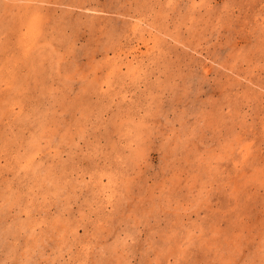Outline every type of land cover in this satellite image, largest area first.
Instances as JSON below:
<instances>
[{
    "label": "rangeland",
    "instance_id": "obj_1",
    "mask_svg": "<svg viewBox=\"0 0 264 264\" xmlns=\"http://www.w3.org/2000/svg\"><path fill=\"white\" fill-rule=\"evenodd\" d=\"M0 264H264V0H0Z\"/></svg>",
    "mask_w": 264,
    "mask_h": 264
}]
</instances>
